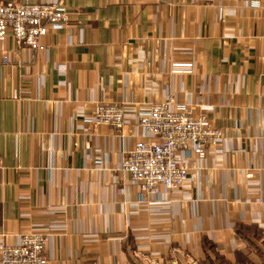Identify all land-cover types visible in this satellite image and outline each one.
<instances>
[{"label":"crops","instance_id":"1","mask_svg":"<svg viewBox=\"0 0 264 264\" xmlns=\"http://www.w3.org/2000/svg\"><path fill=\"white\" fill-rule=\"evenodd\" d=\"M10 1L74 19L44 49L0 40V242L53 227L45 264H264V0ZM168 96L221 140L140 202L119 162ZM97 102L124 131L85 119Z\"/></svg>","mask_w":264,"mask_h":264},{"label":"built area","instance_id":"2","mask_svg":"<svg viewBox=\"0 0 264 264\" xmlns=\"http://www.w3.org/2000/svg\"><path fill=\"white\" fill-rule=\"evenodd\" d=\"M72 13L59 2H0V40L9 35L15 43L33 51L44 49L47 33L62 29L74 19ZM6 60L2 57L0 61ZM123 111L122 105L97 102L85 119L92 125L110 126L122 132L127 125ZM136 123L145 140H136L127 149L119 169L129 175L140 202L144 195H154L158 189L181 187L189 153L201 155L204 148L214 149L221 140L220 129L209 125L203 114H193L190 107L178 105L169 96L150 103L138 114ZM51 229L21 233L14 243L0 242V264H45L44 247Z\"/></svg>","mask_w":264,"mask_h":264}]
</instances>
